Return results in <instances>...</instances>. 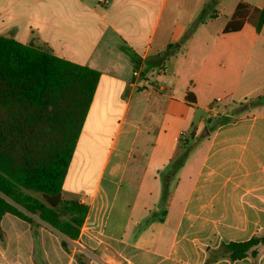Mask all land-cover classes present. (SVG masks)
Returning a JSON list of instances; mask_svg holds the SVG:
<instances>
[{
	"label": "crops",
	"instance_id": "1",
	"mask_svg": "<svg viewBox=\"0 0 264 264\" xmlns=\"http://www.w3.org/2000/svg\"><path fill=\"white\" fill-rule=\"evenodd\" d=\"M240 1L264 5L236 0L235 7ZM168 2L0 0V35L100 73L62 190L65 199L88 205L79 238L69 239L39 217L32 225L7 213L0 264H38V257L48 264H207L208 250L264 234V104L234 114L240 104L264 96V27L258 32L246 23L223 33L208 19L181 43L184 52L174 47L162 63L166 47L182 39L162 36L154 46ZM206 5L201 0L194 10ZM180 9L181 0H171L170 13ZM175 57L170 82L166 63ZM158 66L163 76H155ZM224 117L231 119L220 123ZM206 120L211 129L200 140ZM191 129L200 157L178 170L163 209L152 201L161 186H138L124 205L126 216L111 220L137 153L147 159L142 184L148 175L158 183ZM258 249L256 259L212 264H264V244Z\"/></svg>",
	"mask_w": 264,
	"mask_h": 264
},
{
	"label": "trees",
	"instance_id": "2",
	"mask_svg": "<svg viewBox=\"0 0 264 264\" xmlns=\"http://www.w3.org/2000/svg\"><path fill=\"white\" fill-rule=\"evenodd\" d=\"M210 7L207 4L201 10L190 35L200 24L215 18L208 14ZM246 23L260 32L264 27V5L255 7L240 1L223 33L238 32ZM129 52L138 62L134 52ZM173 53L174 45L169 44L163 51L162 63ZM99 78L97 70L61 58L46 47L0 35V232L5 214L32 225L35 219L30 214H36L69 239L79 238L88 205L65 199L62 190ZM261 104L264 96L240 104L234 114ZM230 119L224 117L220 123ZM194 135L191 129L189 136ZM186 143L175 145L167 181L184 164ZM168 193L165 189L166 199ZM62 244L66 247L65 241ZM263 244L264 234L223 243L208 250L206 263L256 259ZM37 260L38 264H48L41 257Z\"/></svg>",
	"mask_w": 264,
	"mask_h": 264
},
{
	"label": "rangeland",
	"instance_id": "3",
	"mask_svg": "<svg viewBox=\"0 0 264 264\" xmlns=\"http://www.w3.org/2000/svg\"><path fill=\"white\" fill-rule=\"evenodd\" d=\"M199 1L201 0H181L182 9H180V11L176 10L174 13H170L171 0H169L166 6V9L160 19L156 34L154 36V46H155V43H157L158 40H160L162 36H166L165 37L166 39L170 37L171 35L172 36L174 35L173 38L180 36L182 38L180 39V42L179 41L174 42L173 40L174 43L172 42V44L174 45V47H177L178 49H180L181 52H184L185 48H182L180 45L181 43L183 44V42H186V40L190 37V33H189L190 28L192 27L193 23L197 21L200 15L201 10L200 12L197 9L194 10V7L197 5ZM206 1H207V4H211L210 9H208V14L215 15V18H213V20L210 21L209 26L215 30L216 28L217 30L223 29L230 20L228 18V15H231V13L234 12L236 0H223L224 1L223 3L217 2L216 0H206ZM174 53H175V50H174ZM172 55H170L169 57H171ZM176 63H177L176 57L175 59H172V61L166 63V67L168 70L166 78L170 82H173L176 79L173 74V69L176 66ZM160 66H158V68L156 69L155 76H158V75L163 76L164 73L161 70ZM157 72L159 73L157 74ZM263 74H264V68L262 71V75ZM209 129H211V122L206 120L205 125L200 130V136H201V137L199 136L200 140H202L205 136L208 135L207 133L209 132ZM184 140L185 139L182 138V140L179 143L180 145L183 146L184 142H187L185 151H188V153L185 155L184 163L188 165L189 164L194 165L196 160L200 157V154H201L199 144H197V140L192 138L191 136H188V139L186 141ZM140 143L141 142H139V146H140ZM142 152L145 153V151H142ZM103 153L105 154L104 150H102L101 156H104ZM146 160L147 159L145 158V155L141 153H137L136 157L131 160L130 166L127 170V173L125 175V178L122 184V186L124 187L121 189L118 195V198L116 200L115 207L113 208V211L111 214V220L114 219L115 217L119 218L121 216H124V217L126 216L124 212V205L125 203L126 204L130 203L133 200V197L136 194V188H138V186H161L159 194L156 197H154L152 200V201H156L160 209L161 208L163 209V206L166 200L165 189L169 190V186H172L170 189L174 191L175 188L173 186H175V183H173V180L176 178L178 174L175 173L174 175H171L172 178L169 181L166 180L165 177L169 175V164L168 166H165L160 171L158 183L154 182L152 176L148 175L145 179V183L142 184L141 179L143 177V171L146 167L145 166ZM191 172L192 170L189 171V173ZM34 194L39 196V193H34ZM174 207H175L174 210L176 214L178 215L180 207H181V200H176ZM30 215L33 217H38V215L36 214H30ZM0 238L2 239L4 238L2 232H0Z\"/></svg>",
	"mask_w": 264,
	"mask_h": 264
},
{
	"label": "built area",
	"instance_id": "4",
	"mask_svg": "<svg viewBox=\"0 0 264 264\" xmlns=\"http://www.w3.org/2000/svg\"><path fill=\"white\" fill-rule=\"evenodd\" d=\"M101 1H106V0H101Z\"/></svg>",
	"mask_w": 264,
	"mask_h": 264
},
{
	"label": "water",
	"instance_id": "5",
	"mask_svg": "<svg viewBox=\"0 0 264 264\" xmlns=\"http://www.w3.org/2000/svg\"><path fill=\"white\" fill-rule=\"evenodd\" d=\"M208 133H209V132H208ZM208 133H207V134H208Z\"/></svg>",
	"mask_w": 264,
	"mask_h": 264
}]
</instances>
